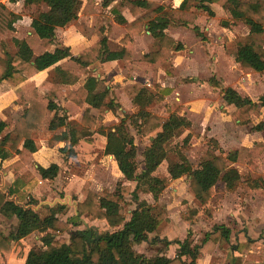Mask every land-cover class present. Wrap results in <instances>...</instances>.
Wrapping results in <instances>:
<instances>
[{
  "label": "trees",
  "instance_id": "16d2710c",
  "mask_svg": "<svg viewBox=\"0 0 264 264\" xmlns=\"http://www.w3.org/2000/svg\"><path fill=\"white\" fill-rule=\"evenodd\" d=\"M112 2L108 0L104 4L110 6ZM43 4L48 10L32 19L29 33L23 39L9 40L8 34L15 32L17 24L22 21V15L15 11V7ZM214 5L227 10L233 24L244 23L250 28L248 36L234 40V48L228 54L244 73H263L264 0H183L178 9L153 6L147 0H119L110 12L114 21L126 28L127 34L120 41L124 49L109 52L108 39L102 36L99 42L78 56H72L69 48L56 45L57 30L74 24L78 32L89 36L92 30L86 18L94 13V1L89 0L85 4L83 0H0V44L5 54V58L0 57V85L7 82L15 87V105L23 108L22 113L11 116L9 120L0 117V159L5 161L14 155L19 157L3 172L21 171L30 163L32 155L38 151L34 133H56L54 140L68 143L60 149L61 154L66 159L75 157L82 141H92L86 131L95 130L99 123L100 117L95 116L93 110L102 114L106 107L111 110L116 108L113 101L105 103L109 90L96 91L98 82L92 78L84 86L72 89L87 70L98 62L121 60L125 63L126 75H130L135 57V37L147 29L159 41V47L146 54L142 61L153 64L156 73L162 70L171 74L175 53L184 50V46L166 34V30L193 25L197 17L193 9L215 17ZM126 11L135 18L134 21L129 22L124 17ZM10 43L15 52H12ZM52 46H55L53 51L50 50ZM50 68L54 72L52 79H46L39 85L29 81ZM210 85L218 90L227 105L235 107L231 116L241 125L250 124L252 116L264 108V97L259 102H253L235 89L224 87L215 77L210 79ZM126 91L138 111L125 114L119 125L98 130L107 140L105 154L114 158L124 180L118 182L113 191H94L91 183L86 182L82 188L83 199L75 200V215L66 220L60 216L66 213L68 205L62 202L41 204L34 199L31 193L34 186L27 179L28 175L20 177L7 191L0 189V214L17 219L11 233L0 232V264H11L12 244L34 233L43 234V248L29 250L25 264H199L203 245L230 242L231 229L217 225L204 235L201 245L194 244L191 233L184 241H175L179 252L174 258L165 255L148 257L138 252L136 246L158 242L156 238L150 239V235L169 218L164 207L149 204L141 199V195H151L158 202L174 181L187 177L190 195L205 210L215 196L218 184L223 183L229 191L241 185L243 176L236 165L257 168L258 159L264 153V143L257 142L250 148L218 153V141L210 139L209 148L196 168L184 153L191 135L179 141L190 126L178 117L183 108L167 104V117L150 111L153 104L164 103L172 89L163 88L154 81L151 88L134 83ZM61 99L79 108L87 106L82 118L86 131L72 127L67 114L60 115ZM62 129L65 131L57 135ZM130 129L141 138L150 137V144L142 153V162L139 161L138 147ZM251 131L264 132V122L253 126ZM163 163H167V174L159 172ZM60 171L61 167L57 164L48 168L38 166L43 180L56 179ZM248 185L251 189H264L263 180H250ZM133 205L135 209L129 211ZM200 212L201 208H188L180 214L181 219L187 225H193ZM83 218L89 222L105 221L112 231L99 232L85 227L71 233L69 239L57 238L51 232H64L72 226L84 225ZM253 243L247 239L244 243L232 245V254L238 255H231L227 264H251L256 260L251 253ZM165 244L168 246L170 242L165 241Z\"/></svg>",
  "mask_w": 264,
  "mask_h": 264
},
{
  "label": "rangeland",
  "instance_id": "374dc122",
  "mask_svg": "<svg viewBox=\"0 0 264 264\" xmlns=\"http://www.w3.org/2000/svg\"><path fill=\"white\" fill-rule=\"evenodd\" d=\"M87 1L85 0L84 3ZM47 10L48 8L44 4L39 6L33 5L31 7L16 6L15 11L22 15V21L17 24L15 32L8 34V39H23L30 31L32 19ZM217 18L216 31H211L210 33L205 30L206 32H203V35L206 37V43L203 42V45L202 41H200V47L198 45L195 47L197 50L189 49L191 51L189 52L190 55L200 49L198 51L200 54V61H197L198 64L186 65L182 72L175 69L174 74L172 73V76L169 78L165 75V81L161 84L172 86L173 91L179 94H172L164 103L153 104L150 107L152 113L167 117L166 104L175 106L184 104V110L179 117L185 123H189L190 126L179 137V141L182 142L187 135H191L189 144L184 149V153L196 168L209 148L208 141L210 139L218 141V153H227L240 148H250L257 142L264 143V132L258 133L251 131L252 126L264 122V110L262 111L260 109L258 113L253 115L250 124L241 125L231 118L234 108L223 104L218 94L212 92V88L208 84V79L214 74L217 65H221V62H218L220 55L222 57L229 56L228 52L234 48L233 39L243 34L242 29L239 28V23L233 24L232 17L227 10L223 9L220 11ZM208 22L209 20H207V24ZM224 22H228V26H224ZM70 26L74 27V24H70ZM191 32L196 35V32ZM10 44L12 52H15L14 46H12V43ZM56 45H58V30ZM0 57L5 58L1 44ZM178 61L179 59H177L176 64ZM201 61L206 62L207 72L202 71L196 82H192L189 78V80H184L186 75L192 77L191 75L195 73L194 71L197 68L205 70ZM130 75H126L124 70V77L129 79ZM53 76L54 72L52 71L49 73L48 79H52ZM237 84L242 83L235 79L233 85L235 86ZM7 85V83H4L0 88V92H4V88ZM253 86H255L254 83L248 88L251 91L249 93L255 98L264 94L256 93V88L254 89ZM100 87L104 90L105 86L100 85ZM111 87L114 90L122 88L120 83L115 86L112 85ZM14 97L15 93L13 92L7 94L6 99L8 102L0 110V117L9 120L11 116L22 113L23 110L21 108L15 107L11 103L10 98L12 99ZM63 102V99H61L60 103L63 104ZM75 109L74 106H71L68 111V114L69 112L71 113L69 114V118H72L69 120L71 121L69 123L71 126H78V128L86 131L82 126V122L79 124L81 111L78 113ZM127 109L128 111L126 113L128 114H132V111L134 113L137 112L133 106L127 107ZM98 114L100 120L96 129L86 131L90 137L98 133L99 129L107 130L118 125L123 117L122 111H119L118 108L114 113L109 112L108 119L106 118L107 114L105 112L102 114L99 112ZM63 131L65 129L58 131L57 134ZM130 131L135 137V142L138 147V158L142 162V153L149 145L150 137L141 138L133 129H130ZM55 134L52 133L37 137V141L42 144L40 149L43 151H40L37 159L30 161L29 167L24 175H28L27 179L34 186L31 193L34 194L35 192V196L39 202L46 204L62 202L68 205L66 213L60 216L61 219L66 220L75 215V200L83 199L82 188L86 182L91 183V188L94 191H102L104 189L113 191L118 182L124 179L113 157L105 154L107 140L103 139L102 135L99 134L101 137H98L97 141L82 142L80 147L77 148L75 157L64 159L59 149L64 144L67 145V142L54 140L53 137ZM57 144L58 157L55 153ZM54 161H58V164L61 165L58 178L55 180H42L39 173H37L35 165L38 163L49 164ZM236 168L243 176L241 185L234 191H229L223 183L218 184L215 196L205 210H202L199 202L190 195L188 191L189 179L187 177L174 181L161 195L158 202L151 195L142 194L141 199L146 200L149 204L164 207L168 212L169 218L157 232L150 235V239H158L156 244L143 243L142 245L136 246V250L148 257L165 255L174 258L179 252V246L175 244V241H184L188 237V234L191 233L194 244L201 245L204 235L207 232L212 231L217 225H225L232 231L230 242H222L219 244L209 242L203 245L199 264H227L231 255H238L237 253L232 254V245H236L239 242L244 243L247 239H251L254 242L251 253L256 257V260H253L251 264H264V189H251L248 185L250 180L264 181V153L259 157L256 169H251L244 165H236ZM159 172L167 174V163H163L160 166ZM194 207L201 208V212L193 225H187L181 219L180 214L186 209ZM133 209H135V205L131 206L129 211ZM129 211L127 213L128 219L130 218ZM83 221L84 225L72 226L68 231L51 232L57 238L65 237L69 239L71 233L81 231L85 227L95 228L99 232L112 231L105 221L89 222L85 218H83ZM15 226L16 221L13 220L10 222L7 220L5 222L0 218L1 232L9 234L15 229ZM42 237L43 234L34 233L20 242H14L12 244L10 262L12 264H23L29 250L43 248ZM165 241L170 242V245L167 246Z\"/></svg>",
  "mask_w": 264,
  "mask_h": 264
},
{
  "label": "crops",
  "instance_id": "0c3cea01",
  "mask_svg": "<svg viewBox=\"0 0 264 264\" xmlns=\"http://www.w3.org/2000/svg\"><path fill=\"white\" fill-rule=\"evenodd\" d=\"M83 1L85 2V0H83ZM91 1H94V4H95V6H94L95 12L94 13H96V14L93 13L88 18H86V21L89 23V27L92 30L91 34L87 37L83 36L73 26H70V27L67 26L65 28H59L58 29V46L67 47L70 49V53L72 56H78L83 50H85V49L89 48L90 46H93L94 44L99 42L103 36V37H106L108 39L109 52H119V51L123 50L124 47L120 44V41L127 34L126 28H125V26L117 24L114 21V16L110 12L111 7L119 0H112L113 2H112V4H110V6H106L104 4L108 0H91ZM147 1L150 2L153 6H165L166 8L170 7L172 9H178L180 7L181 3L183 2V0H166V1H164V0H147ZM213 7H214L215 12H216L215 17H209L208 15H206V13L199 11L197 9H193V12L196 13V15H197L195 23L193 25H189L187 27H185V26H179V27H175V28L170 27L169 29L166 30V34H168L176 42L182 43V45L184 46V50L175 53V59L173 60V70H172L173 74L175 72V69L182 72L184 70V68L186 67V65L189 66V65L195 64V63L198 64L197 61H200V54L198 53V51L200 49H198V51L196 53H193L192 55L189 54V52H191L189 49H196L195 47L197 45L200 47V45H201L200 41H202V43L203 42L206 43V40H203L204 38H206L205 35H203V32L205 30L210 32V33H211V31H214V32L216 31L215 26H216V22L218 19L217 16L220 13V11L223 10V8L220 7L219 5H214ZM123 15L129 22H132L135 20V18L128 11L124 12ZM207 20H209L208 24H207ZM238 25L240 26L239 28L242 29L243 34L235 37L233 39V42L236 38L248 36L250 33V28L246 24L239 23ZM195 29H197V31L199 32V34L202 35V37L197 34ZM190 30L193 32H196V35L192 34V32ZM198 37H200V38H198ZM61 42H62V44H61ZM203 45H204V43H203ZM158 47H159V41L156 40L147 29H145L141 35L135 37V44H134L135 57H134V61L132 62V68H133L132 72L133 73H132V75H130L129 79L124 77L125 63L123 61H121V60H119V61L118 60H108L105 62H98V63L94 64L92 67H90L87 70V72L82 76L79 83L77 85L73 86L72 89H78L79 87L84 86L87 83L88 79H90V78H92L98 82L96 91L103 90V89H101L102 87H100V85H104L105 86L104 89L106 88L109 90V94L106 98L105 103L109 104L111 101H113L116 104V108L114 110H111L107 107L105 108V113L107 114L106 118L108 119L109 112L114 113L116 111V109L118 108V110L122 111V113H123V117L121 118V120L124 118L125 114H128V113H126L128 111L127 107L133 106L138 111L137 106H135L133 104L131 98L129 97V95L127 93V91L125 90L126 86L128 87L134 83H140L146 87L151 88L154 81H156L163 88L172 89V93L169 96H171L172 94L177 95L179 93L173 91L172 86H170V85L166 86V85L161 84V83H164V81H165V75H167V78H169L172 76V73L167 74L162 70H159L156 73L153 64L146 63V62L142 61V58L146 54H148L151 51H154ZM54 49H55V46H52V48L50 50L53 51ZM177 59H179V61L176 64ZM218 62H221V65L220 66L217 65V68L214 70V74H212L211 77L208 79L209 85H210V79L212 77H215L219 82H221L223 84L224 87H231V88L235 89L242 97H249L253 102H259L260 98L264 97V94H261L260 97L255 98L252 94H250L251 91H249V88H248L252 83H254L255 86H253V87H254V89L256 88L255 89L256 93H258V92L264 93V72L263 73L246 74L243 72L240 65L238 63H236L234 58L230 55L225 56V57H222L220 55ZM201 64H202L203 68H205V70L204 69L201 70L200 68H197V70L194 71L195 73L193 75H191L192 77H188L186 75V78L184 80L190 79L192 82L198 81L199 74L202 71L207 72L206 62L201 61ZM52 71H53V68H50V69L36 75L35 77L30 79L29 81H34V82H36V84L39 85L41 82H43L44 80L49 78V73ZM235 79H237L238 81H241L242 84H237L234 86L233 83H235ZM4 83H7V82H3L0 85V88L2 87V85ZM118 83L121 84L122 88L121 89L118 88V89L114 90V88H112L111 86L112 85L115 86ZM7 84L8 85L4 88L5 91L0 92V110L2 108H4L5 104L8 102V100L6 99L7 94H9L10 92L15 93V91H16L15 87L10 85L9 83H7ZM243 87H244V90H243ZM210 88H212V92H215L218 94L222 103L227 105L225 103V101L223 100L222 96L220 95V93L218 92V90L213 88L211 85H210ZM121 90H122V92H121ZM169 96L166 98V100H168V98H170ZM15 100H16V94H15L14 98H12V99L10 98V101L15 107H19L23 110L22 107L15 105ZM178 100H180V98H178ZM63 101H64L63 104H61L59 102V105L62 109L60 112V115L65 113L69 117V114H71V113L69 112V114H68V111L70 110L71 106H74L76 108L75 110H77L76 112L80 113V111H81V113H80L81 116L79 117V124H80L82 122L84 111H85V108L87 106H85V108L81 109V108L77 107L75 104H73V103H71L65 99H63ZM176 106H178V105H176ZM181 106L184 110V104L183 103ZM227 106H229V105H227ZM230 107L234 108L233 112L236 110L234 106H230ZM261 110L263 111L264 108H261ZM132 112H133L132 114H134V111H132ZM98 113H99L98 110H95V109L93 110V114L97 117L99 116ZM178 117H179V115H178ZM231 118H232V116H231ZM2 119L6 120L4 118H2ZM71 119L72 118L70 117L69 120H71ZM69 122H71V121H69ZM237 123H239V122L237 121ZM72 127H74V126H72ZM74 128H76L78 130H82V129L78 128V126H76ZM9 131H10V129L6 130V132L3 133V136H5ZM258 133H260V132H258ZM46 134H52V132H39V133L33 134V139L36 143L38 151L32 155L31 161L37 159L38 154L42 150V149H40L42 144L37 141V137H39V136L41 137V136H44ZM152 136L154 137L155 135H152ZM98 137H101L99 135V133H95L90 138L92 139V141L93 140L97 141ZM102 138L106 139V138H104V136H102ZM82 142H87V141L84 140ZM81 143H80V145H81ZM65 146H66V144H64L62 147H60V149L65 147ZM60 149H59V151H60ZM77 150L78 149H76V154H77ZM55 153L58 157V144L56 145ZM62 157L64 159H66V157L63 154H62ZM18 160H19V157L16 155L12 156L10 159H7L5 161H2L0 159V189L7 191L8 188L10 186H12V184L14 182H16L20 177H22L24 174H26L25 172H26L27 168L29 167L28 166L29 164L24 168L23 171L22 170L21 171L9 170L5 173L3 172L4 170H6L10 166H12L14 163H16ZM52 164L59 165L58 161H54V162H51L49 164L38 163L37 165H35V167L37 169V173H39L38 172V166L48 168ZM59 166L61 167V165H59ZM142 167H143V164H142ZM40 178L42 179L41 175H40ZM23 191L25 192V190H23ZM32 196L34 199L38 200L35 196V192H34V194L32 193ZM40 203L46 204V203H42V202H40ZM0 218L2 221H5V222L7 220L10 222H12L14 220V221H16V225H17V219L15 217L10 218L11 219L10 220L9 218H6L2 214H0ZM25 260H26V258H25ZM25 260H24L23 264H25Z\"/></svg>",
  "mask_w": 264,
  "mask_h": 264
},
{
  "label": "water",
  "instance_id": "95a60500",
  "mask_svg": "<svg viewBox=\"0 0 264 264\" xmlns=\"http://www.w3.org/2000/svg\"><path fill=\"white\" fill-rule=\"evenodd\" d=\"M223 25H224V26H228V22H224Z\"/></svg>",
  "mask_w": 264,
  "mask_h": 264
}]
</instances>
